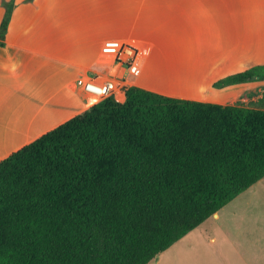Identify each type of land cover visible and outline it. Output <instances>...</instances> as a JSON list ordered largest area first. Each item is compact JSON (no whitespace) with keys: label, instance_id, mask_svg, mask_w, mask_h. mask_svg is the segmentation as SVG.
<instances>
[{"label":"trees","instance_id":"obj_1","mask_svg":"<svg viewBox=\"0 0 264 264\" xmlns=\"http://www.w3.org/2000/svg\"><path fill=\"white\" fill-rule=\"evenodd\" d=\"M123 93L0 162V264H151L264 178V110Z\"/></svg>","mask_w":264,"mask_h":264},{"label":"crops","instance_id":"obj_2","mask_svg":"<svg viewBox=\"0 0 264 264\" xmlns=\"http://www.w3.org/2000/svg\"><path fill=\"white\" fill-rule=\"evenodd\" d=\"M127 1L0 0V23L5 5H13L0 40V162L88 109L91 94L77 81L102 83L128 74L101 53L105 41H129L122 38L129 22L121 3ZM134 1L150 10L155 5L149 3L165 2L157 7L166 11L159 42L144 37L135 24L136 46L145 52L135 87L221 106H240L247 88L253 101L262 97L264 81L257 78L214 85L264 66V0H250L261 5L252 4L243 17L223 9L229 0ZM112 2L119 3L118 15L111 12ZM118 88L116 100L122 103L125 87ZM229 204L152 264L166 254L167 264H264V218L250 216V205ZM224 240L230 246L226 251Z\"/></svg>","mask_w":264,"mask_h":264},{"label":"rangeland","instance_id":"obj_3","mask_svg":"<svg viewBox=\"0 0 264 264\" xmlns=\"http://www.w3.org/2000/svg\"><path fill=\"white\" fill-rule=\"evenodd\" d=\"M164 3L165 2L149 3L150 5L152 4L155 5L153 10H150L148 5H146V7L148 6L149 9L145 8V4H146L145 2L138 3L134 0H130V1H127L126 3H121L122 5L121 12H123V18L126 17V19L128 20L129 22L128 26L131 22L129 29L127 26L128 33L125 35V37H122V38L129 40L127 41L128 43L136 45L137 42L135 40H136L137 35L134 31H136L135 24L139 23L141 25V32L145 34L144 37L148 39H152L153 41H156V42L161 41V38L164 37L163 32L165 28H161V27L165 26L163 23H165L166 11L163 10L164 7L162 8H158V7L161 4L165 5ZM111 4H112L111 5L112 14L118 15L119 3L112 2ZM252 4H257V3H251L250 0H229L228 2L222 3L224 10L229 9L231 11H237L240 17L245 16L244 13H246L247 11H250V6ZM257 5L260 6L261 4L258 3ZM262 5L264 7V3H262ZM117 70L118 69H116L115 71ZM138 79L137 77H132V76H129L128 74H125L123 80H121V78L118 77L117 80H115L114 82H116V84L122 88L130 87V86H137V85L139 86L140 80ZM258 94H260V92H258ZM238 105L243 106V107H248V108L264 110V94H262V97L259 98L257 102L253 101L252 96H250V88H247L245 93L241 96L238 102ZM91 106H88V108H90ZM229 205H250V216H253V218L258 217L260 219L264 218V179L258 182L253 188H250L249 191L242 193L240 196H238L235 199V201H233ZM207 223L208 222H206L200 228L201 231H203L202 229H205L206 227L205 225ZM228 249H230V246L228 242L224 240L223 250L226 251ZM166 255L163 257L162 262L160 264H167Z\"/></svg>","mask_w":264,"mask_h":264},{"label":"built area","instance_id":"obj_4","mask_svg":"<svg viewBox=\"0 0 264 264\" xmlns=\"http://www.w3.org/2000/svg\"><path fill=\"white\" fill-rule=\"evenodd\" d=\"M101 53L111 57L116 65L123 67L132 77L139 75L141 63L145 55L143 49L119 40L105 41L101 47ZM77 86L82 87L91 94V98L87 100L88 105L91 103V99H95L96 103L108 97L116 100V94L120 92L114 81L94 83L92 81L79 80L77 81Z\"/></svg>","mask_w":264,"mask_h":264},{"label":"bare ground","instance_id":"obj_5","mask_svg":"<svg viewBox=\"0 0 264 264\" xmlns=\"http://www.w3.org/2000/svg\"><path fill=\"white\" fill-rule=\"evenodd\" d=\"M92 101H91V103H89V106H91V105H93V104H95L96 103V100L95 99H91ZM88 105V104H87Z\"/></svg>","mask_w":264,"mask_h":264},{"label":"water","instance_id":"obj_6","mask_svg":"<svg viewBox=\"0 0 264 264\" xmlns=\"http://www.w3.org/2000/svg\"><path fill=\"white\" fill-rule=\"evenodd\" d=\"M158 259H159V255L155 258V263L158 261Z\"/></svg>","mask_w":264,"mask_h":264}]
</instances>
